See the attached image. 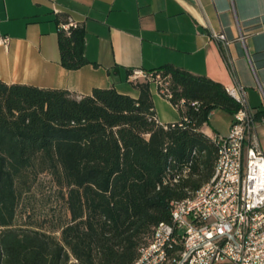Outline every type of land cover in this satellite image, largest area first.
<instances>
[{"label": "trees", "instance_id": "trees-1", "mask_svg": "<svg viewBox=\"0 0 264 264\" xmlns=\"http://www.w3.org/2000/svg\"><path fill=\"white\" fill-rule=\"evenodd\" d=\"M84 39L79 24L59 27L63 67L90 62ZM156 75L178 121L157 120ZM134 86L137 98L114 87L76 97L0 79V264H133L155 226L171 221V202L211 178L217 147L202 127L212 109L239 108L225 86L172 64ZM42 173L59 187L67 215L47 227H17L20 197Z\"/></svg>", "mask_w": 264, "mask_h": 264}, {"label": "crops", "instance_id": "crops-1", "mask_svg": "<svg viewBox=\"0 0 264 264\" xmlns=\"http://www.w3.org/2000/svg\"><path fill=\"white\" fill-rule=\"evenodd\" d=\"M68 18L85 31L90 62L78 69L60 64L59 24ZM214 32L231 40L226 50ZM0 34L9 37L0 45V79L7 84L66 89L76 97L114 87L137 98L130 73L163 64L205 75L225 88L239 83L264 152V0H0ZM150 91L160 123L181 118L156 82H150ZM230 124L226 133L209 124L202 130L226 135Z\"/></svg>", "mask_w": 264, "mask_h": 264}, {"label": "built area", "instance_id": "built-area-1", "mask_svg": "<svg viewBox=\"0 0 264 264\" xmlns=\"http://www.w3.org/2000/svg\"><path fill=\"white\" fill-rule=\"evenodd\" d=\"M66 19L59 27L77 26ZM212 37L221 49L231 40ZM244 36L240 35L239 39ZM9 42L0 34V45ZM146 72L133 70L128 79ZM159 93L170 95L159 75ZM226 91L239 104L226 135H210L217 147L211 178L181 200L171 202V221L158 223L138 248L133 264H264V152L255 138V117L245 89L235 83Z\"/></svg>", "mask_w": 264, "mask_h": 264}, {"label": "rangeland", "instance_id": "rangeland-1", "mask_svg": "<svg viewBox=\"0 0 264 264\" xmlns=\"http://www.w3.org/2000/svg\"><path fill=\"white\" fill-rule=\"evenodd\" d=\"M231 118L228 110L216 107L209 113L207 122L213 130L226 133ZM66 215V204L59 187L49 174L42 173L33 181L30 190L21 195L15 225L47 227Z\"/></svg>", "mask_w": 264, "mask_h": 264}]
</instances>
